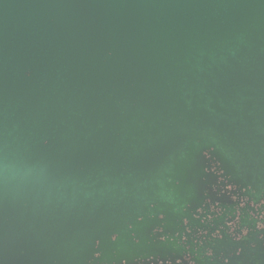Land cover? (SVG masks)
Segmentation results:
<instances>
[{
	"label": "water",
	"instance_id": "obj_1",
	"mask_svg": "<svg viewBox=\"0 0 264 264\" xmlns=\"http://www.w3.org/2000/svg\"><path fill=\"white\" fill-rule=\"evenodd\" d=\"M213 165L264 190V0H0V264L149 254Z\"/></svg>",
	"mask_w": 264,
	"mask_h": 264
},
{
	"label": "flooded vegetation",
	"instance_id": "obj_2",
	"mask_svg": "<svg viewBox=\"0 0 264 264\" xmlns=\"http://www.w3.org/2000/svg\"><path fill=\"white\" fill-rule=\"evenodd\" d=\"M215 181L201 205L160 247L121 264H264V190L242 187L212 166Z\"/></svg>",
	"mask_w": 264,
	"mask_h": 264
}]
</instances>
